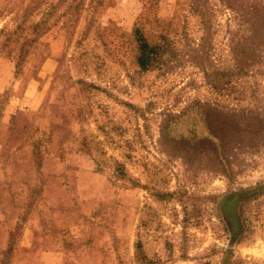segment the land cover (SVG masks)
I'll list each match as a JSON object with an SVG mask.
<instances>
[{
	"label": "rangeland",
	"instance_id": "obj_1",
	"mask_svg": "<svg viewBox=\"0 0 264 264\" xmlns=\"http://www.w3.org/2000/svg\"><path fill=\"white\" fill-rule=\"evenodd\" d=\"M0 264H264V0H0Z\"/></svg>",
	"mask_w": 264,
	"mask_h": 264
},
{
	"label": "trees",
	"instance_id": "obj_2",
	"mask_svg": "<svg viewBox=\"0 0 264 264\" xmlns=\"http://www.w3.org/2000/svg\"><path fill=\"white\" fill-rule=\"evenodd\" d=\"M136 36H137V42H138V58H137V63L138 66L146 71L149 70L150 68H152V66L154 65V63L156 62V59L159 56L160 53V48L157 46H152L147 39L143 36V33L141 32L140 29L136 30ZM240 46L239 43H236L234 45V49H237ZM246 47V46H245ZM244 47V49H245ZM165 55H166V50H165ZM252 55H247L245 52H241L239 50V52H237L235 54V58L236 59V65L235 68L237 71H235V74H241L244 71H246L245 69H247V63L251 60ZM247 67V68H246ZM228 115H230L231 117L235 116L234 113H227ZM213 130H216L217 132H219V124L217 123V127L214 125L211 127Z\"/></svg>",
	"mask_w": 264,
	"mask_h": 264
}]
</instances>
